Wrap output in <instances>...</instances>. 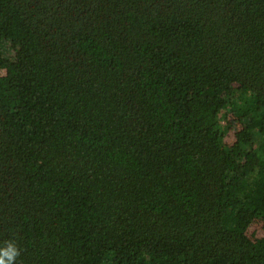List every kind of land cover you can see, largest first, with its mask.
<instances>
[{
    "label": "trees",
    "instance_id": "16d2710c",
    "mask_svg": "<svg viewBox=\"0 0 264 264\" xmlns=\"http://www.w3.org/2000/svg\"><path fill=\"white\" fill-rule=\"evenodd\" d=\"M9 240L15 264H264V0H0Z\"/></svg>",
    "mask_w": 264,
    "mask_h": 264
},
{
    "label": "clouds",
    "instance_id": "9594fccd",
    "mask_svg": "<svg viewBox=\"0 0 264 264\" xmlns=\"http://www.w3.org/2000/svg\"><path fill=\"white\" fill-rule=\"evenodd\" d=\"M20 254L14 240H9L0 245V264H15L16 258Z\"/></svg>",
    "mask_w": 264,
    "mask_h": 264
},
{
    "label": "rangeland",
    "instance_id": "374dc122",
    "mask_svg": "<svg viewBox=\"0 0 264 264\" xmlns=\"http://www.w3.org/2000/svg\"><path fill=\"white\" fill-rule=\"evenodd\" d=\"M228 138V137H227Z\"/></svg>",
    "mask_w": 264,
    "mask_h": 264
}]
</instances>
